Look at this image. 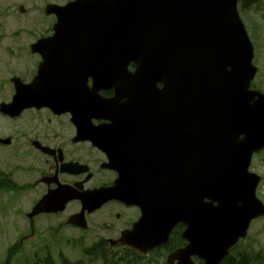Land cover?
Returning <instances> with one entry per match:
<instances>
[{
	"label": "water",
	"instance_id": "obj_1",
	"mask_svg": "<svg viewBox=\"0 0 264 264\" xmlns=\"http://www.w3.org/2000/svg\"><path fill=\"white\" fill-rule=\"evenodd\" d=\"M83 3L52 5L46 12L58 15L61 35L77 37L79 24L97 33L103 61L124 65L107 71L108 86L127 90L118 99L134 104L139 139H155L145 149L150 166L161 167L153 160L168 153L183 155L171 188L178 185L175 208L186 215L190 238L227 250L264 215L255 194L259 178L248 173L251 155L264 147V96L249 91L253 50L238 0H98L99 8ZM131 61L138 66L134 77L125 69ZM157 83L164 89L154 93ZM194 163H201V183ZM200 193L212 202L196 216Z\"/></svg>",
	"mask_w": 264,
	"mask_h": 264
},
{
	"label": "flooded vegetation",
	"instance_id": "obj_2",
	"mask_svg": "<svg viewBox=\"0 0 264 264\" xmlns=\"http://www.w3.org/2000/svg\"><path fill=\"white\" fill-rule=\"evenodd\" d=\"M48 18L52 19L50 30L36 33L29 44L23 43L27 39L16 33L12 41L15 47L0 48V89H4L0 103L14 99V80L29 84L39 78L46 97L57 104H68V108L32 107L16 117L0 113V140L6 141L0 143V218H9L7 214L15 217L13 230L20 233L16 245L23 246L39 238L40 242L58 248L91 247L103 256L83 264H124L128 261L122 255L125 247L112 243L118 242L142 218V207L134 204V197L149 200L154 195L164 196L170 189L165 184L143 185L149 172L143 164L149 161L144 150L152 139H139L140 130L134 129V104L130 99L109 101L127 90L106 89L103 85L108 70H122L124 65L105 63L106 58L98 56L102 50L100 41L85 42L79 37L77 41L56 40L61 36L52 31L57 18ZM80 34L97 35L92 31ZM40 40L53 42H45L36 53H31L30 46ZM16 59H20L19 64L14 66ZM125 69L134 73V62L125 65ZM95 87L102 89L97 91ZM37 97H42V91ZM91 100L102 103L99 114L88 111L85 104ZM168 160L169 154L153 162ZM107 190H113L111 196L93 198ZM56 191H70L55 194L72 198L66 208L33 216L41 208L39 203ZM27 195L29 205L25 207L20 200ZM81 199L86 201L84 211ZM153 203L159 208L162 205L159 201ZM186 230L184 224H177L168 242L154 251L152 264H168L162 256L164 250L171 254L185 248L189 244ZM244 243L240 241L218 264H264V251ZM109 247L120 251L107 257L104 253ZM251 252L255 258L250 257ZM192 262L205 264L199 252ZM34 264L75 263L61 254L58 261L46 256L37 258Z\"/></svg>",
	"mask_w": 264,
	"mask_h": 264
},
{
	"label": "rangeland",
	"instance_id": "obj_3",
	"mask_svg": "<svg viewBox=\"0 0 264 264\" xmlns=\"http://www.w3.org/2000/svg\"><path fill=\"white\" fill-rule=\"evenodd\" d=\"M50 1L55 3V1L63 0ZM44 3V0H0L1 49L9 46L15 47L12 45V41L16 33H20V37L27 39L26 41H23V43L29 44L33 41V37L36 36L35 32L46 31L49 29L52 19H46L44 17ZM21 5H23L26 9L25 14H21L18 10ZM241 16L249 27L253 28V26L257 25L256 29H258V31H255V29L252 31L250 30V35L251 39L255 41L256 46L258 43L257 66L259 68L260 76L256 81V85L264 91V20L261 14H257L251 10L249 12L242 11ZM40 24V30H37V25ZM19 60L20 59L15 60L14 66L19 64ZM254 163L255 165L252 168L253 171L263 178V187L261 189L260 196L264 202V154L262 153V155L257 156ZM6 229H8L6 226H0V230L4 231ZM13 238L14 236L12 232H0V264H2L6 258L8 246L11 244L9 240ZM249 241L258 249H264V218L252 223ZM28 250H30V248H28L27 251ZM80 256L81 254L79 253L75 255L76 258Z\"/></svg>",
	"mask_w": 264,
	"mask_h": 264
},
{
	"label": "bare ground",
	"instance_id": "obj_4",
	"mask_svg": "<svg viewBox=\"0 0 264 264\" xmlns=\"http://www.w3.org/2000/svg\"><path fill=\"white\" fill-rule=\"evenodd\" d=\"M177 171H173V174L174 175H177ZM143 230H148V231H152V227H150V226H148V227H146L145 229H143ZM141 232H143V231H141ZM139 234H141V233H139ZM199 242V241H198ZM213 249V248H212ZM214 251V250H213ZM215 253V252H214ZM215 260V257L211 260V262H213Z\"/></svg>",
	"mask_w": 264,
	"mask_h": 264
},
{
	"label": "trees",
	"instance_id": "obj_5",
	"mask_svg": "<svg viewBox=\"0 0 264 264\" xmlns=\"http://www.w3.org/2000/svg\"><path fill=\"white\" fill-rule=\"evenodd\" d=\"M243 1V0H242Z\"/></svg>",
	"mask_w": 264,
	"mask_h": 264
}]
</instances>
